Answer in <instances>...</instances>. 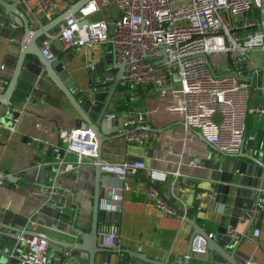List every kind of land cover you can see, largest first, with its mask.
<instances>
[{
    "label": "crops",
    "instance_id": "obj_1",
    "mask_svg": "<svg viewBox=\"0 0 264 264\" xmlns=\"http://www.w3.org/2000/svg\"><path fill=\"white\" fill-rule=\"evenodd\" d=\"M41 1L25 0L18 6L33 16L37 14L34 10ZM59 3L61 13L66 10L67 3L64 0H59ZM119 15L118 8L110 6L95 13L92 18H105L112 23ZM39 16L42 24L53 18ZM13 43L18 41L0 36V92H4L17 61V54L10 52ZM109 45L102 43L93 47L72 48L74 58L68 59L66 66L81 88H87L89 78L99 77L97 75L100 74L94 71L98 68L95 69L94 65L109 54ZM33 60L31 56L28 57L13 96L14 103L22 109L0 102V170L19 177L18 181H14L13 177V181L0 185V221L7 226L0 227V264H18L23 247L17 238L19 232L14 230L18 227L47 233L61 240L67 235L59 229L71 225L77 208L82 230L90 231L92 222L95 186L93 164L86 162L78 170L66 169L65 160H75L76 155L66 152L59 145L60 131L78 126L77 112L43 72L41 65ZM254 69L257 68L251 66V71ZM263 77L264 73L257 75L256 82H261ZM128 94V89L120 86L111 102L109 113L116 114L114 121L117 124L120 121L123 123L130 112L147 109L144 97L132 100ZM263 101L264 92L255 91L252 105L262 104ZM161 117L158 125L163 119L169 123H164L165 126L161 127L164 131L159 132L148 145L129 143L121 135L105 142L104 162L120 165L144 160L149 167L190 175L197 187L185 188L183 193L177 191L189 211L195 204L200 206L195 215L188 217L196 218L200 226L221 242L230 235L231 230L241 234L240 255L251 256L264 264V202L257 216L252 219L251 212L244 216L236 215L230 202L224 204L216 201L215 197L210 200L209 195L216 192L217 171L211 168L213 162L227 164L233 159L226 155L214 159L206 142L196 135H188L178 124L181 122L178 113L167 112ZM245 140L242 148L245 153H252L248 140L256 143L264 140V114L250 115ZM150 149H153V157H149ZM126 180L130 182L129 185L119 190L122 191L119 223H114L118 228L117 248L107 253L104 264H152L129 256L128 250L166 264H184L194 234V227L188 218L164 215L156 207L149 193L151 183L147 171H139ZM171 184V181L160 184L158 189L161 193H168ZM52 186L58 188L51 189ZM255 229H260L259 236H254ZM224 247L231 249L232 245L225 243ZM61 248L55 245V249ZM49 250L51 255L58 254L50 246ZM211 256L208 250L199 257H190V264H213Z\"/></svg>",
    "mask_w": 264,
    "mask_h": 264
},
{
    "label": "built area",
    "instance_id": "obj_2",
    "mask_svg": "<svg viewBox=\"0 0 264 264\" xmlns=\"http://www.w3.org/2000/svg\"><path fill=\"white\" fill-rule=\"evenodd\" d=\"M59 6V0H42L34 10L37 16L33 15L38 21L39 15L56 17ZM110 6L120 12L112 23L105 18H92ZM57 39L65 48L109 42L115 59L126 63L125 81L131 99H139L138 90L142 89L147 103L146 110L130 112L123 126L119 125L121 136L129 143L148 145L158 132L141 127L159 128L169 123L163 119L158 125L163 113H178L181 120L178 124L183 130L194 136L200 133L211 148L212 157L218 160L223 155L240 152L250 115L264 114V101L255 106L251 103L255 91L264 92V77L252 84L248 78L240 79L231 72L241 71V56L248 59L253 50L264 51V0H91L43 42L50 55V46ZM162 47L166 49L165 55L158 54ZM205 54L219 76L212 74ZM213 57L228 60L231 70L225 72V67L214 63ZM80 132L83 139L86 131L76 128L60 131L65 151L76 155L75 160H65L68 170H78L84 163L94 164L96 160L94 134L89 139L93 146L88 148L76 142ZM104 167L120 170L125 177L147 171L152 182L149 193L156 207L164 215L188 218L187 205L177 191L183 193L185 188L197 187L190 175L149 167L144 160L120 165L104 162ZM169 181L170 191L161 193L158 185ZM8 182L7 173L0 170V185ZM214 197L216 192L209 195L210 200ZM108 226L100 228L99 244L117 248L118 228L114 224ZM259 235L260 229H255L254 236ZM230 236L234 243L242 238L234 230ZM17 238L23 244L18 264H67L60 254H50V242L41 234L20 232ZM207 252L206 239L196 235L190 256L199 257ZM239 258L242 264H260L251 256L239 254Z\"/></svg>",
    "mask_w": 264,
    "mask_h": 264
},
{
    "label": "water",
    "instance_id": "obj_3",
    "mask_svg": "<svg viewBox=\"0 0 264 264\" xmlns=\"http://www.w3.org/2000/svg\"><path fill=\"white\" fill-rule=\"evenodd\" d=\"M23 1L25 0L13 2L0 0V36L18 41V43H13L10 49L11 54H17V61L4 92H0V102L5 105H13L18 110L22 109L14 103L13 96L19 85L23 67L27 63L28 57L31 56L35 63L41 65L43 72L47 74L75 108L78 125L76 129L86 131L83 139H81L82 133H79L76 142L91 148L93 145L90 144L89 139L92 133L96 139L98 149L96 160L93 164L95 186L90 231H84L80 227L78 220L79 208L74 212L71 225L59 229L66 233L67 237L64 239L58 240L47 233L31 229L25 230L18 227V229L14 230L19 233L41 234L46 237L51 244L50 247L54 248L63 259H66L67 264H104L107 253L114 249L99 244V230L101 226L119 223L122 196V191L119 190H123L130 183L120 170L105 168L103 160L104 143L121 135L118 134L120 126L114 121L116 114L109 113V110L118 88L120 86L126 87V63L118 62L115 59L114 49L110 44L108 47L109 54L94 65L95 69L98 68V70L94 71L100 74L97 75L99 77L97 79L96 77L89 78L87 88H81L66 66L68 59L72 60L74 58L71 53L72 47L65 48L62 41L59 39L54 40L50 46V51H52V55H50L49 49L44 48L43 42L60 29L66 18L75 17L77 12L91 0H64L67 3L66 10L48 20L45 24H42L41 20L38 21L34 15H30L18 6ZM165 53V47H162L158 52V54L163 55ZM204 58L212 74L216 77L219 76L215 72L209 57L205 54ZM166 59L165 57L164 60ZM241 62V71L231 72L240 79L248 78L254 84L257 75L264 72V67L251 71L248 59L245 56H241ZM128 92L130 93V90ZM135 117L137 116L135 115ZM164 126L165 124L161 125V127ZM161 127L158 129L151 125H145L141 128L155 130L159 133L164 131ZM187 134L192 135L193 133L189 132ZM195 134L203 142H206L200 133ZM247 142L252 153H245L241 149L238 153L227 154L226 156L232 158L233 161L227 164L213 162V167L211 168L217 171L215 177L216 201L224 204L230 202L236 215L244 216L251 212L250 215L254 219L264 202V140L259 143L252 140ZM59 145L64 147L61 141ZM153 155V149H150L149 157H153ZM40 170L42 169L40 168ZM222 174H224V177H222ZM7 175L9 181H13V177L15 178L14 181L19 180V177L15 175ZM150 183L152 182L150 181ZM45 186L44 188H46ZM56 188L58 187H51V189ZM188 220L194 227V234L191 238L188 256L185 257L184 264H190L193 239L196 235H202L206 239L208 250L212 253L211 262L213 264H242L239 258V242L234 243L232 237L227 235L226 238H223V243L214 236L210 237L208 230L200 226L196 218L188 217ZM0 227L7 226L0 221ZM225 243L231 244L232 248H225ZM55 245H59L62 248L55 249ZM127 252L129 256H135L152 264H166L149 259L141 253H133L130 250Z\"/></svg>",
    "mask_w": 264,
    "mask_h": 264
},
{
    "label": "rangeland",
    "instance_id": "obj_4",
    "mask_svg": "<svg viewBox=\"0 0 264 264\" xmlns=\"http://www.w3.org/2000/svg\"><path fill=\"white\" fill-rule=\"evenodd\" d=\"M214 59L213 62L214 63H221L222 66L225 67V72H229L231 69L229 67L228 64V60L223 59L222 57H213ZM216 60V61H214ZM248 60L250 61V65L254 66L255 68H261L264 66V51L262 50H253L251 53H249L248 55ZM222 70V68L220 69V71ZM119 112V111H118ZM127 114V113H126ZM120 126H123L122 121H120Z\"/></svg>",
    "mask_w": 264,
    "mask_h": 264
},
{
    "label": "trees",
    "instance_id": "obj_5",
    "mask_svg": "<svg viewBox=\"0 0 264 264\" xmlns=\"http://www.w3.org/2000/svg\"><path fill=\"white\" fill-rule=\"evenodd\" d=\"M54 18V17H53ZM138 93L140 94L139 96H140V98L141 97H143V94H144V91L142 90V89H139L138 90ZM129 95V97H130V99H131V95H130V93L128 94ZM139 98V99H140ZM197 207H196V205L188 212V215L189 216H192V215H195L196 213H197V209H196Z\"/></svg>",
    "mask_w": 264,
    "mask_h": 264
}]
</instances>
